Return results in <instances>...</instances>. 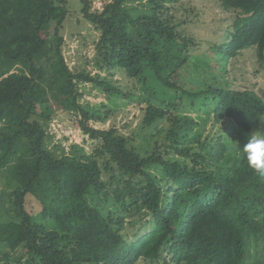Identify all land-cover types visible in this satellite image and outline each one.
<instances>
[{
	"label": "trees",
	"instance_id": "obj_1",
	"mask_svg": "<svg viewBox=\"0 0 264 264\" xmlns=\"http://www.w3.org/2000/svg\"><path fill=\"white\" fill-rule=\"evenodd\" d=\"M95 1L78 0V11L99 34V71L120 70L211 103L210 118L228 120L239 133L264 131V102L253 90L231 88L214 74L216 83L193 90L176 81L197 47L187 11L178 17L165 0H101L98 8ZM217 1L236 16L215 50L230 58L253 46L264 62V0ZM70 14L67 0H0V180L15 186L16 215L13 232L0 225V245L21 247L0 264H264V178L243 152L227 151L220 135L206 130L193 141L197 122L177 112L174 95L141 108L143 127L167 126L163 144L145 154L116 128H94L111 111L81 104L78 85L92 84L109 101L129 96L66 64ZM52 107L71 113L96 142L90 152L65 144L68 138L49 144ZM28 195L54 225L33 219ZM15 228L24 238L17 248Z\"/></svg>",
	"mask_w": 264,
	"mask_h": 264
},
{
	"label": "rangeland",
	"instance_id": "obj_2",
	"mask_svg": "<svg viewBox=\"0 0 264 264\" xmlns=\"http://www.w3.org/2000/svg\"><path fill=\"white\" fill-rule=\"evenodd\" d=\"M70 15L65 23L63 33L64 45L62 47L66 64L71 69L84 70L91 75L98 74L105 78L111 85L120 91L128 94L127 99H115L110 101L107 96L92 84H80L78 90L83 94L80 103H88L91 106L106 104L111 111L110 117L104 123H95L92 126L96 129H108L114 127L120 134L131 138L130 147L135 151L145 154L155 147L163 144L167 126L161 121L150 128L141 125L142 111L147 101L158 104L159 100L167 95H174L180 114H189L197 122L192 133L193 141H200L210 130V136H221L225 142L227 151L243 152L242 148L250 134L239 133L232 129L231 123L226 119L214 122L209 113L213 109L211 103L207 105L200 99H193L188 96H181L179 92L169 90L158 85L154 80L141 82L128 78L120 70H98L96 63L101 61L97 55L96 42L98 32L87 23L80 15L78 0H67ZM101 0H96L93 6L98 8ZM146 1V0H145ZM144 1V2H145ZM168 5L176 11L178 17L190 14L187 25V33L196 41L197 47L190 52L191 59L185 66H181L178 71L176 81L186 89H195L206 85V83H216L213 74L218 77L220 83L229 82L231 88H243L253 90L264 102V62H260L256 57V50L253 46L241 50L237 56L225 58L215 48L216 44H223L228 40L232 23L236 12L225 11L220 7L217 0H165ZM173 2V3H171ZM174 11V12H175ZM187 18V17H186ZM45 36L48 34L45 33ZM209 81V82H208ZM179 85V84H178ZM179 85V86H180ZM221 85V84H218ZM154 97V99H153ZM52 121L47 128V134L52 137L50 143L58 142L68 138L65 144H83L87 151H91L96 142L90 141L80 130L77 121L71 113L58 110L52 107ZM237 130V129H236ZM103 163V158H98ZM103 171V178L107 180V173ZM13 183L0 180V225L4 226L2 233L11 232L16 223L13 207ZM29 198L26 200V210L33 215L35 221H46L54 225L52 220H42L38 203ZM31 197V198H30ZM92 204L101 206L96 199ZM109 212L114 211V207H107ZM106 215V212L104 213ZM128 229V228H127ZM13 232V231H12ZM15 239L17 248L22 244L24 238L20 231L15 228ZM130 235L133 230L130 229ZM1 234V233H0ZM7 244L0 245V256L3 258L11 255L19 256L20 248L10 251L13 247Z\"/></svg>",
	"mask_w": 264,
	"mask_h": 264
},
{
	"label": "clouds",
	"instance_id": "obj_3",
	"mask_svg": "<svg viewBox=\"0 0 264 264\" xmlns=\"http://www.w3.org/2000/svg\"><path fill=\"white\" fill-rule=\"evenodd\" d=\"M242 151L248 167L264 178V131H252Z\"/></svg>",
	"mask_w": 264,
	"mask_h": 264
}]
</instances>
